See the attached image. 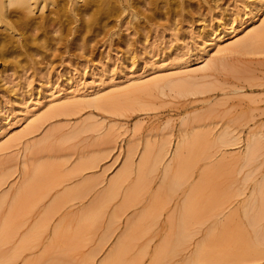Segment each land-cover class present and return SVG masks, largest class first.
I'll return each instance as SVG.
<instances>
[{
	"label": "rangeland",
	"instance_id": "obj_1",
	"mask_svg": "<svg viewBox=\"0 0 264 264\" xmlns=\"http://www.w3.org/2000/svg\"><path fill=\"white\" fill-rule=\"evenodd\" d=\"M64 1L0 57V264H264V4Z\"/></svg>",
	"mask_w": 264,
	"mask_h": 264
},
{
	"label": "bare ground",
	"instance_id": "obj_2",
	"mask_svg": "<svg viewBox=\"0 0 264 264\" xmlns=\"http://www.w3.org/2000/svg\"><path fill=\"white\" fill-rule=\"evenodd\" d=\"M81 1H82L81 5L83 7H81V8H78V7L74 8L73 7L71 10L72 11L76 10V12L80 11L82 13H85L83 11L92 10L91 11L92 14H90V15L96 16V15H98V13H106V14L107 13H111L115 9V7H113L112 4H111V2H112L111 0H81ZM63 2L65 3L66 1H64V0H0V57L4 58V56L6 57L8 54L11 55L14 52H17L19 54H23L25 56L27 54V51L21 50L20 47L23 46V45H25L27 48L29 47L30 40L28 41V38L31 39V37H33L32 39H36V37H38L40 35L44 36V35L50 33L51 30L53 31V29L50 30L49 27H51V25H53V26L56 25L60 21L61 13L59 12V10L61 11V8H64V7H62L63 6ZM77 2H78V0L74 1L75 4ZM262 4H264V1L259 0L258 3L255 5V7L259 9L260 5H262ZM50 6H53V7L51 8ZM254 9L255 8H253L252 10H254ZM64 10H66V9H64ZM37 11H39V14H37ZM80 12H79V15H80ZM63 13H64V11H63ZM77 13H75V14H77ZM81 16H82V14H81ZM95 18H97V17H95ZM86 24H89V23H86ZM15 30H18L17 32L20 33L19 37L22 38V41L20 43L17 42V39L19 37H16L15 36L16 34L12 33ZM28 32L34 33V34H32L33 36L31 35V37H29L28 34H27ZM19 33H18V35H19ZM219 38H218V40H219ZM261 40H264V23H262L259 27L254 29L252 32H250L248 34V36H246L244 39L240 40L238 43L237 42H235V43H237L242 48V47L250 46L251 44H254V43H255L254 46H256V43L261 41ZM30 44L33 45L32 42H30ZM218 44H219V42L217 43V45ZM232 46H236V45L233 44ZM257 46H258V44H257ZM259 46H258V48H259ZM236 47H234V48H236ZM28 54H29V52H28ZM210 62H209V64H210ZM211 65L215 66L214 64H211ZM211 65L209 67H212ZM159 81H167V78H162V79L156 80V81L154 79V81H152V82L150 80V82L148 81L147 84H142V85H140V84L133 85V86L131 85V86H129V88L126 87V90L125 91L123 90V91H124V93H131V92H134V91L143 90V89H146L147 87H149V86H151L153 84H158ZM181 82H182V80H181ZM183 83H185V82L183 81ZM180 85H181V83H180ZM122 92H119L120 95L123 94ZM97 94H98V92H95L94 93L95 97L93 96V98H90V100L89 101L87 100V102L88 103L91 102V103H94L95 105L96 104L99 105V104L103 103V101L106 102V101H108L109 99L113 98L116 95L115 93H111V94L109 93L106 97H104V96L101 97L99 94L98 95ZM63 107L61 106V107H58V108H61V109H59L61 111L63 109ZM59 110H56V111H59ZM180 149H182V145H181V147L179 145L177 147V150H175V157L176 158L181 157L180 156V152H181ZM116 179H118V177ZM21 188H20V191H21ZM18 194H19V192L17 193L16 196L19 197ZM21 196H22V194L20 195V197ZM15 199H16V197H15ZM14 200H13V202H15ZM16 200H18V199H16ZM17 202L18 201H16L15 204ZM15 204H12V205L14 206ZM19 204L20 203L18 202V207H19ZM13 206H10L9 209H11V207H12L11 213L14 212L13 213V215H14L15 213H17L16 210H18L19 208L17 209V205H15L14 207ZM8 213H10V212L8 211ZM245 214H246V212H245ZM9 216L11 217V214ZM9 216H8V218H9ZM7 219H5V221H3V223L1 222L2 224H0V228H1V225H2V228L0 229V232H1V234H0V243H3L4 239H5V241L8 240V238H6L4 236L8 237L9 233L12 236V232H10L12 230V228L10 229V227H12V226H10L12 224L11 223L12 220H10V221L8 220L6 222ZM7 228H9L10 230L7 231ZM3 230H4V232L7 231L8 234L6 232L3 233ZM26 234H28V232ZM36 235H38L37 234V230L35 228H33L32 230H30V232H29V234L27 236L25 235V242H27L28 240L36 237ZM1 240L3 242H1ZM201 244H203V243H201ZM200 248H201V246H200ZM201 251H202V249H201ZM198 254H200V253H198ZM197 257H199V255ZM202 257L203 256L201 255L200 258H202ZM195 260H197V259H195ZM0 263H2V262L0 261ZM201 263L202 262H200L199 264H201Z\"/></svg>",
	"mask_w": 264,
	"mask_h": 264
}]
</instances>
